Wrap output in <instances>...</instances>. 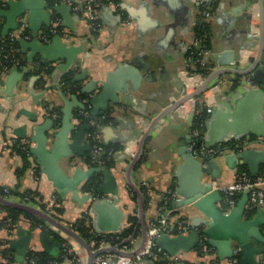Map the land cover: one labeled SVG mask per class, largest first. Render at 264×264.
Wrapping results in <instances>:
<instances>
[{"label": "crops", "instance_id": "crops-1", "mask_svg": "<svg viewBox=\"0 0 264 264\" xmlns=\"http://www.w3.org/2000/svg\"><path fill=\"white\" fill-rule=\"evenodd\" d=\"M8 1L0 0L1 36L15 32L22 19L32 34L34 30L60 32L46 43L56 61H47L32 47L20 44L26 68L0 70V188L11 189L18 197L33 195L32 206L69 228L87 218L89 231L112 247H118L115 241L125 236L129 251L135 252L144 238L139 196L132 184L144 197L147 229L151 221L163 226L157 256L140 264H225L217 259L213 247L202 244L201 233L207 228L204 215L193 206L169 207L184 199L180 189L188 194L196 184L211 182L221 195L217 206L227 211L219 188L233 183L242 167L250 173L247 166L228 160L227 155L242 144L264 152V81L258 82L252 74L255 83L249 84L247 76L222 74L195 98L197 112L192 122L168 111L184 97L186 64L196 50L200 26H208L210 54L198 87L215 71L236 67L219 66L218 59L227 52L232 55L225 58L241 60L240 66H248L258 56L264 0H211L208 5L205 0H119V10L115 0H102L97 8L98 31L58 0H25V9H15ZM4 13H11V19ZM58 50L69 51V60L58 58ZM257 70L264 73V48ZM70 74L83 80L74 83L80 88L77 93L61 86ZM84 88L93 90L91 106L98 120L95 142L117 150L111 168H93L86 162L90 152L79 156L70 148L81 128L78 114L88 97L82 94ZM187 106L192 107L189 101ZM204 112V120L196 125L195 119ZM105 113L109 122H103ZM163 115L129 180L139 140ZM40 137H44L43 145ZM83 144L91 145L87 132ZM201 146L227 151L210 161L212 165L204 163L207 158L196 157L209 170L198 180L194 170L183 171L186 162L180 152L185 149L194 154ZM96 169L101 172L93 173ZM92 178H98V203L95 193L88 190ZM170 190L175 196L166 204L162 195ZM7 217L6 208L0 207V250L14 257L13 264H19L16 252L8 248L19 238V229L32 237L31 251L43 252L40 234L46 230L71 242L81 264H88V253L72 239L42 223L33 227L27 217H20L11 230ZM180 222H186L190 231L182 233ZM258 259L264 264V255Z\"/></svg>", "mask_w": 264, "mask_h": 264}, {"label": "water", "instance_id": "water-1", "mask_svg": "<svg viewBox=\"0 0 264 264\" xmlns=\"http://www.w3.org/2000/svg\"><path fill=\"white\" fill-rule=\"evenodd\" d=\"M11 5H14L15 9H25L26 7V1H20V3L16 4V1L9 0L8 1ZM70 8V7H69ZM11 13H4V16L8 17V19H11ZM262 17V28L259 36L260 46L258 47V56L253 61L251 65H248L246 67H241L238 65L236 60L230 61L227 60L225 57H231L232 53L227 52L224 54L223 57L218 59V64L220 67L224 66H236L234 69H220L218 71H215L210 77H208L205 81V83L197 89L196 92H194L191 95L183 97L178 103H176L173 107L169 109L168 112L176 111L182 104L187 102L190 99H195L200 96H202L208 89L210 83L217 78L218 76L222 74H235L238 76H249L254 74V78L258 82L264 81V73L258 69V66L261 62V56L264 48V13L261 12ZM19 27V25H18ZM16 28V30L18 29ZM38 31L34 30V33L32 34L34 39L31 43H28L26 41L20 40L19 43L23 44L27 47H32L35 54L42 55L43 59L47 61H56L52 57L53 49L50 46H47L46 44H42L38 39ZM58 58H62L65 60L68 59V54H70L69 51L64 50H58ZM234 55V54H233ZM230 61V62H229ZM46 62V61H44ZM42 61V64L44 63ZM16 68V67H14ZM83 82L82 79L74 78L73 83H79ZM93 90L91 89H82V94L84 96H92ZM90 104H93V96L90 99ZM93 106V105H92ZM82 109L85 108L84 105L81 106ZM92 118L96 121L97 118L94 115L93 107L91 110ZM70 117V115H68ZM195 115L191 114L188 118L189 121L194 120ZM164 118L159 117L148 128V131L142 136V138L139 140V146L138 151L135 154V157L133 158V161L130 163L129 171H128V179H131V174L136 168L144 150L145 143L152 132L155 125L158 123L160 119ZM90 125L89 123H85L81 126L79 131L76 133V137L74 141L70 144V148L73 153L78 154L79 156H82L86 152L92 151V146L90 144L84 145L83 141L85 138L86 132L89 130ZM44 137H40L41 145H43V139ZM210 149L211 147H207ZM229 149V148H228ZM231 150V149H230ZM227 150L226 149H220L217 151L216 154L210 156L205 162H209L210 165H212V160L215 159L217 155H223L225 154ZM233 154L227 155L228 160L238 162L242 166H247L249 168V172L253 177H257L261 172V166L264 164V152H257L253 149H249L246 144L239 145L237 147H233ZM181 155L184 157L185 165L182 168L183 171L187 169L194 170L197 173L198 180L200 177H202L205 173H208L209 170L205 168L204 163L201 162L200 159H197L193 153H191L189 150H181ZM211 161V162H210ZM211 167V166H210ZM95 172H101L99 169L94 170ZM132 189L136 191V193L139 196L140 201V220L142 225V234H143V245L140 249H138L135 252H123L121 250L123 245L128 244V241H123L118 247H105L104 249H101L99 251L94 252L88 245L87 241L77 232L70 229L69 227L63 225L59 221H57L54 217H52L50 214H48L45 211H42L41 209H38L32 205L21 203L16 200H10L2 195H0V205L2 207L8 208V209H15L18 211H21L25 214H29L32 217L40 220L44 226V228H53L58 234H63L67 238L72 239L74 242L79 244L83 249L86 250L89 256V262L88 264H94L95 259L97 256L105 253H116L118 255H134L141 250L144 249L146 242H147V234L148 229L147 225L145 223L144 219V206L145 201L142 194L135 188L134 185H132ZM182 187V186H181ZM178 193L184 197V199L180 202H173L170 204L169 209H175V208H183V207H189L193 206L195 207L200 213H202L206 219L205 226L207 227L205 231L203 232L204 235H206L209 239L208 244L213 247L216 250L217 253V259L225 264H228L229 261L234 257L233 251L235 248L239 249L240 255H241V262L240 264H263L261 261H259V257L264 255V247H258L255 243H260L264 246V209L257 208L255 214L249 216L248 215V202H249V191H246L240 198L237 206L230 211H224L223 209L219 208L217 206V200H221V195L219 191L214 190L212 183H203V184H196L192 192L185 193L184 191H181V189L178 191ZM92 197V195H89ZM100 199H96L95 203H98ZM18 239L14 240L10 248L14 252H16V261L18 263H23L25 258L28 256L29 252L31 251L32 246V237L26 232V230L19 229L18 231ZM98 240H102L101 235L97 237ZM158 240V239H157ZM40 244L42 246L43 252L47 255L54 256L55 254L59 253L62 248L63 244L60 241H57L55 238L50 236V233L48 231H43L40 234Z\"/></svg>", "mask_w": 264, "mask_h": 264}, {"label": "built area", "instance_id": "built-area-1", "mask_svg": "<svg viewBox=\"0 0 264 264\" xmlns=\"http://www.w3.org/2000/svg\"><path fill=\"white\" fill-rule=\"evenodd\" d=\"M58 2L65 3L66 5L70 6L71 9L76 13L80 14L86 20H88L93 26L96 31L101 30V27L98 23V16H97V8L101 6L100 0H58ZM211 0H205V3L208 5L210 4ZM211 7V6H210ZM115 8L117 10L120 9V2H115ZM210 8L208 10V15H210ZM60 31L58 29H51L49 31L39 33L37 39L41 43H48L52 36L58 34ZM258 27H257V32ZM34 39L32 33L29 32L28 24L25 20H21L19 23L18 29L11 33L8 37H3L0 35V70L6 71L12 67H16L18 69H25L26 63L25 59L22 56L20 48L17 47L16 43L20 40L25 41H32ZM195 49L196 55L190 56L187 60V73L184 77V89L183 95L188 96L193 94L199 88V84L203 81L208 61L206 60L209 53L208 46L200 39L195 41ZM256 59V58H255ZM253 59V61L255 60ZM250 62L248 65H251ZM241 63V60L238 61V65ZM200 66V73H192L190 71L191 68H195ZM246 67V66H241ZM246 81L249 84H254L253 76H247ZM200 82V83H199ZM62 88L68 92H71V85L67 83L61 84ZM92 96H88L83 99V103L85 108L79 111V116H83L89 120V125L92 128H97V122L91 118V110L92 106L90 104V99ZM190 102L192 107L189 109L187 106V102ZM184 104H182L175 112L178 114L183 115L184 117H189L191 114L195 115L197 112V108L195 105V99H190ZM88 138L94 141L97 140L96 133H88ZM13 146L21 147L18 143H13ZM217 149H207L204 146H201L199 150L195 151L194 155L198 158H208L217 153ZM105 153L103 147H98L92 152V161L93 163L98 164L99 166H103L104 162L102 161L101 157L102 154ZM110 159L113 156V152L109 153ZM264 187V168L261 170L260 174L257 177H253L250 173L242 171L238 172L236 175V179L233 183L229 185H225L219 188L222 196H223V205L226 210L230 211L231 209L235 208L242 197V195L249 191V202L248 208H262L264 209V192L261 188ZM0 194L7 199H12L19 201L21 203L32 205V201L34 200L33 195L26 194L23 196L18 197L11 189L9 188H0ZM175 196V192L170 190L164 195H162L163 201L167 204L168 201L173 199ZM94 199H99L101 195L94 196ZM1 207V206H0ZM79 225H71L70 229L74 230L78 233ZM179 228L182 233H186L190 231V227L186 222H180ZM163 231V226L160 225L157 221H151L148 228L147 234V242L143 250L134 254V255H118L116 253H105L97 256L94 261V264H140L144 261L153 259L157 256V239L159 235ZM89 235L94 236L93 238L90 237L87 240L89 247L94 251H99L104 249L105 247H110L106 241L98 240L97 237L89 231ZM201 241L202 244L206 245L208 243V237L201 233ZM123 242V241H122ZM121 242V243H122ZM120 243V244H121ZM63 253L60 256L55 257V261H51L49 264H81L78 256L75 254L74 247L72 246L71 242L65 241L63 244ZM121 250L123 252H130L129 247L127 245H123ZM234 257L229 261L228 264H240V251L239 249L235 248L233 251ZM163 258H166V254H162ZM13 258L11 254L2 252L0 250V264H13ZM58 259L61 261L58 262ZM19 264H43L40 259V255L38 251H30L28 256L25 258L23 263Z\"/></svg>", "mask_w": 264, "mask_h": 264}, {"label": "trees", "instance_id": "trees-1", "mask_svg": "<svg viewBox=\"0 0 264 264\" xmlns=\"http://www.w3.org/2000/svg\"><path fill=\"white\" fill-rule=\"evenodd\" d=\"M101 1V3L103 2V1H106V0H100ZM115 2H119V0H115ZM207 31H208V26L207 27H203V26H200L199 28H198V39H200L202 42H204L205 44H207L206 43V41H207ZM16 45H17V47L18 48H20V43L19 42H17L16 43ZM194 55H196V50H194ZM25 63H26V61H25ZM191 72L194 74V73H200V72H202L201 70H200V66L198 65L197 67H195L194 68V70H191ZM73 79H74V76H73V74H70V75H68V76H66L65 78H64V80H63V82L64 83H67V84H70L71 85V92L72 93H77L79 90H80V88L76 85V84H74L73 83ZM83 97V96H82ZM50 111V110H49ZM51 112V111H50ZM205 112L204 113H200V115L199 116H197V118L195 119V124L196 125H199L203 120H204V118H205ZM101 117H102V119H103V122H109L110 121V116H109V114H107V113H105V114H103V115H101ZM91 118H92V115H91ZM78 119L81 121V123H80V125L82 126V125H84L85 123H89V120L87 119V118H85V117H83V116H79L78 115ZM96 131V128H92V127H90L89 128V130L87 131V133H94ZM91 146H92V151L90 152V153H88L87 154V159H86V162L88 163V165H90L91 167H93V168H99V167H106V168H111V166L113 165V159L111 158L110 159V155H109V153L110 152H116L117 150L116 149H111V147H109V146H102V145H99L98 143H96L93 139H91ZM103 147V149H104V152L105 153H103L102 154V157H101V159H102V161L104 162V165L103 166H99L98 164H96V163H93V161H92V152L96 149V148H98V147ZM16 150H18V149H16ZM18 153L19 154H21L24 158H26L27 157V153H25L24 151H22V150H18ZM242 171H245V172H248L247 171V169L246 168H244V167H242L240 170H239V172H242ZM99 183H98V178H92V180L90 181V183H89V187H88V190H91V191H93L94 193H95V196H97V195H100L99 194V191H98V187H99V185H98ZM0 195H2V194H0ZM1 206V205H0ZM2 207V206H1ZM5 208V207H4ZM256 209L257 208H254V209H250V208H248V215L249 216H251V215H253L255 212H256ZM6 211H7V213H8V217L6 218V220L7 219H10V221L8 222V224H9V229H11V230H14L15 228H14V226H15V224L17 223V221L19 220V218L21 217V219H22V217L24 218V217H27V218H29V219H31L32 221H33V227L35 226V227H37V226H39V224H41L42 222L40 221V220H38V219H36V218H34V217H32L31 215H29V214H25V213H23V212H21V211H18V210H15V209H8V208H6ZM88 222V219L87 218H85V219H83L82 220V222L80 223V224H78L80 227H79V229H78V233L87 241L90 237H94V236H91V235H89V228H90V226H89V224L87 223ZM136 223V222H135ZM129 232H131V231H129ZM50 235H52V236H54V238L56 239V240H58V241H60L62 244H64L65 243V241H64V239H62L61 237H59L58 235H56L55 233H50ZM123 239H125V236H122L121 237V239H119L118 241H115L117 244L118 243H121L122 241H123ZM209 245V244H208ZM8 251H12L10 248H8ZM63 253V250H61L60 251V253L57 255V256H60L61 254ZM39 255H40V259H41V262L43 263V264H49L51 261H55V257H53V256H50V255H47L46 253H44V252H39ZM241 255H240V260H241ZM59 261H61L60 259H58V262Z\"/></svg>", "mask_w": 264, "mask_h": 264}]
</instances>
